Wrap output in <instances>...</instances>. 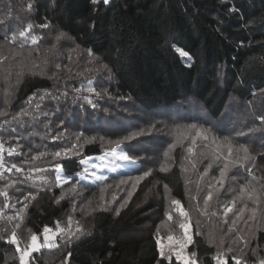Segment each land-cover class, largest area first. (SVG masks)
<instances>
[{
    "label": "trees",
    "instance_id": "16d2710c",
    "mask_svg": "<svg viewBox=\"0 0 264 264\" xmlns=\"http://www.w3.org/2000/svg\"><path fill=\"white\" fill-rule=\"evenodd\" d=\"M21 1L25 8L32 5L27 8V23L33 30L47 25L53 33L64 36L56 44L52 37L46 42L37 37L35 47L40 52L32 60L49 70L42 75L22 74L14 87V80L2 81V77L17 63L26 66L28 61L16 58L6 65L0 63V94L6 85L11 89L9 95L2 96L5 103L0 102V112H7L0 116V144L7 165L15 164L23 171L21 174L11 167L8 172L6 166L0 172V192L8 193L7 197L0 195V212L4 213L0 226L7 227V231L0 230V264H19L10 259L17 252L16 245L8 242L12 231H16L23 249L30 244L32 234L39 237L43 227H54L57 221L62 228L67 227L69 216L73 231L79 221L82 234L67 246L59 235L57 249L33 252L31 264H169L159 256L156 231L165 220L167 196L188 207L182 168L184 144L173 148L171 163L164 171L151 169L118 214L96 205L98 187L82 186L72 177L81 170V160L104 151L105 140L119 142L135 136L141 146L146 134L142 132L161 129L160 123L166 119L161 112L177 105L198 104L206 119L215 123V127L204 129H211L208 133L215 137H226V122L223 125L221 121L230 102H249L264 89V0H110L107 5L92 0ZM4 43L0 33V45ZM177 49L187 55L181 56ZM90 80H95L100 96L75 91ZM43 93L48 94L47 99ZM40 97L42 100H36ZM138 111L150 116L143 118ZM158 112L161 115L157 116ZM187 122L184 116L177 117L165 131ZM164 139L168 141L166 133ZM148 142L155 146L151 139ZM10 149L15 150L11 156ZM65 149L71 151L65 155ZM138 151L134 156L142 157L148 150ZM261 152L255 153L254 161L264 181ZM57 165L72 179L62 187L55 183ZM203 170H194V176ZM42 178H47V183H42ZM72 184L80 191L74 194L77 203L71 215L73 200L68 193H72L67 188ZM260 184L264 193V182ZM144 187L149 195L136 204ZM232 192L230 198L236 200L239 193ZM62 193L65 198L56 201ZM215 200L207 204V215L201 214L205 205L195 204L198 209L192 215L191 231L194 234L196 222L204 220L201 233L212 229L211 213L215 212V241L219 243L210 245L208 238L194 235L188 251L197 252L198 264H216L213 257L217 252L225 253L227 264H234V250L226 251L233 235L228 233V242L224 239L221 244L220 230L235 220L238 206L235 202L232 211L220 220L225 207L232 203L215 205L219 202ZM17 214L21 221L7 222V217ZM17 222L20 227L13 228ZM178 231L180 234L182 230L178 227ZM250 239L260 250L264 247V231L254 229ZM171 264H177L175 257Z\"/></svg>",
    "mask_w": 264,
    "mask_h": 264
},
{
    "label": "rangeland",
    "instance_id": "374dc122",
    "mask_svg": "<svg viewBox=\"0 0 264 264\" xmlns=\"http://www.w3.org/2000/svg\"><path fill=\"white\" fill-rule=\"evenodd\" d=\"M100 1L103 0H98V2ZM27 17L28 11L27 8L22 6V1L0 0V33L2 35L5 36L6 33H9L11 31H17L18 29L23 30L24 28H26V26L28 25ZM32 35H35L36 37L41 36V42H46L51 37L53 38L52 41L54 42V44L58 43L59 41L56 39V37L59 35V32L57 31L56 33H53V29L50 26L40 27L36 30L32 29ZM0 46H2L4 55L8 57V59L3 61L4 65L11 63L15 51H17L18 49L14 45H9L8 43L6 44V42L4 44H1ZM32 47L34 49L36 48L35 46ZM36 53L38 52L34 50L32 51V54L29 55L28 52L25 51L21 56L16 57L19 59V61H28L27 65L23 67L22 74L42 75L47 70H49V67L45 66L42 63L41 65H39L40 63H37L39 65V68H32L33 62L37 61L36 59L32 60V58L35 57L34 55ZM10 70L12 72L10 81L11 79L12 81L14 80L13 85L11 86L14 87L18 79L16 75L18 69L16 66H13L10 68ZM105 74L109 75V73ZM4 79L5 76L2 77V81ZM90 82L91 85L96 88L95 80H90L87 83L80 84L78 88L86 89L89 86ZM8 86L9 85L4 86L2 89L3 91L0 94V102H2V104L5 103V100L2 99V96L5 97V91L7 90V92L10 94L11 89H9ZM65 88H69V85ZM85 92L93 96H100L88 91ZM42 95L44 96V99L48 98V94L43 93ZM41 97L37 98L36 100H42ZM118 101L121 102L120 100ZM102 102L104 101L102 100ZM185 106L177 105L174 108L163 110L161 113L166 117V119L160 123L161 129L143 131L142 134L145 132L146 134L142 138L143 144L141 146H138V142L140 141H138L135 136L129 139H122L119 142L110 139L105 140L103 142L104 151L100 155L89 156L81 160V170L77 172L72 178H74V181L82 184V186L98 187L100 191V199L99 202L96 203V205L98 207L104 208L106 211L117 214L120 210L126 207L128 202L134 195L138 184L148 176H145L144 173L149 171L151 172L152 168L153 170L162 168L166 169L171 163L170 158L173 152V147H171V145L177 146L179 143H182L185 146L182 168L185 172L186 182L188 186V207H184L183 209L189 213L192 220V215L196 214L198 209L197 207L195 208V204L197 206L205 205L204 201L209 192H211L212 194L211 200H215L216 198L219 201L216 202L215 205H218V203H223V205L226 206V204L235 201L238 206L237 210L244 208L245 210L240 219H236L235 217V225L232 224V221L234 220L232 219L229 226L220 231L222 232L221 236L223 237H225L228 233H232L235 242H229V247L234 250V254H236V256L242 257L243 261L247 260L249 264H252V261L264 258V247L260 250L259 247H256L257 245H255L252 239H250L251 232H253L254 229L264 231V209H262L264 208V193L261 192L262 186L260 184L264 181L262 180L263 178L261 177V172H259L260 168L258 166V163L255 164L254 161L255 153L259 151H262L261 153H264V121L260 119L261 117H264V89L249 102L238 103L236 101H232L228 105L224 118L221 122L223 125V121L225 120L226 122V130L224 134H226V137L230 138V142L233 147V156L231 157L228 156L229 140H225V137H215L207 133L208 140H204L202 137L195 136L196 131L200 127L213 128L215 127V123L206 119L207 117L201 111V108L198 104H189ZM107 112V110H104V113ZM138 113L139 116H142L143 118L150 116L142 114L140 111H138ZM161 113L158 112L157 116L161 115ZM181 116L187 118L190 123H183L178 129H166L165 131V128L168 125H171V120ZM123 122L128 124L131 123L130 121L128 122L125 120H123ZM192 124H196L198 128H191L190 125ZM165 133L168 141L166 139H164L163 141ZM214 137L217 139H215V142L213 143ZM148 139L154 141L155 146L152 145L150 147ZM193 139H195V143H193ZM197 142L200 144V146L198 147L195 146L197 145ZM241 143L247 144L249 148L250 158L247 160L243 159L244 153L238 148V145ZM190 148L191 151H189ZM121 150H124L125 152L128 151L127 153L135 158V163L122 161L114 157L113 153L119 152ZM136 150H139L138 152H142V150L148 151L144 156L136 157L133 153ZM2 155L4 168H0V172L4 171L7 168L6 166H8L6 163L5 154L3 153ZM237 156H239L240 159H237ZM146 162H149L150 165H145ZM225 164L228 165L227 169H225ZM92 165H96V167L93 168ZM84 167H88V174H85L83 172ZM200 168L204 169L203 173L194 176L193 171ZM8 169H12L11 166H8ZM140 169H142V172L136 173L137 171H140ZM205 169H207L206 174ZM249 169H251V173L249 172ZM221 170L225 171V176L223 178V183L218 184L217 179L220 177ZM244 172L245 174H243ZM20 173L22 174L23 171H20ZM29 175H32V172ZM56 175L57 171L55 172L54 177H56ZM96 175L106 176L107 179L104 181H98L95 179ZM252 175H255L258 179L253 180ZM138 177L140 179H137ZM0 179H3L1 175ZM70 179L71 177L69 178V181L72 180ZM108 179H110V182H107ZM35 180L39 181V179ZM252 187L256 189V193L260 196L259 209L254 220L248 219L251 216V207L255 206L253 204V201L249 199L247 191V189H250ZM67 189L72 193L70 194L67 192L69 197H71V199L73 200L71 212L72 215L74 213L75 204L77 203V200L74 198V194H77L78 192L76 191L80 190H78L76 186L75 188L71 187V185L68 186ZM241 189L246 190L241 191ZM233 190H236L239 193L236 197V200L230 198L234 194L232 192ZM147 195H149L148 189L144 187L142 193L140 194V197L138 198V201H135V203H142L143 200L146 199ZM65 196L66 195L62 193L60 197L56 198V201H61L62 198H65ZM228 198H230L231 200H227ZM172 200L174 199L170 196L166 197L167 211L165 220L158 226V228L161 229L162 236H166V233L169 231L167 225L174 226V228L172 229L174 235H178L179 233L178 225L181 218L179 216L177 207L175 205H172ZM210 201H208V203ZM246 205L248 207H245ZM168 214H171L173 217L171 221L168 220ZM85 217H87V215H85ZM222 218L223 219L220 220H224L226 216L222 215ZM206 221L207 220H204L203 223L200 224V230L205 227L204 225ZM211 221L212 223L210 226L212 229L202 233V235L208 239V233H213L217 238L216 228L214 224L215 222L217 223V218L215 216H212ZM230 228L232 229L231 232L228 231ZM81 234L82 232L77 233L71 238V240H69L65 234H61L60 240L67 246L68 242H73ZM132 235L134 234H131V236ZM135 236H138V234L136 233ZM238 236L248 239L250 241V247L243 248L242 241L236 239V237ZM223 239H226V243L229 240L227 237ZM164 242L167 243L166 239ZM218 243L219 242L215 241L214 245H217ZM66 246L64 247V249L66 248ZM242 248L243 252L241 251ZM253 250L255 251L256 255L253 254ZM172 257L175 256L173 255ZM13 258H15L16 261L20 264V259L18 258L17 252L16 255L15 253L14 255H11L10 259ZM31 259V257L27 258V264H31Z\"/></svg>",
    "mask_w": 264,
    "mask_h": 264
},
{
    "label": "snow or ice",
    "instance_id": "6c2138e0",
    "mask_svg": "<svg viewBox=\"0 0 264 264\" xmlns=\"http://www.w3.org/2000/svg\"><path fill=\"white\" fill-rule=\"evenodd\" d=\"M93 3H97L98 0H92ZM103 3L105 5L110 3V0H103ZM32 7L31 3H29L27 5V8L30 10ZM42 27H47V25H43ZM32 31V25L28 24L26 26V28H24L23 30H18V31H11L9 33H6L4 36V41L6 43H8L9 45H16V48L18 49L17 51H15L14 55H13V59H16L17 56H21L25 51L28 52L29 55L32 54V51H39L38 47L37 48H33L32 46H37L39 43L38 38L35 35H30ZM64 36V33H60L56 39L60 40L62 37ZM29 41H30V45H29ZM53 47H55V45H53ZM177 51L180 52L181 56H186L187 53L184 52L183 50L177 49ZM89 56H92V52L89 51ZM8 59L7 56L4 55L3 51H2V46H0V63H3L4 60ZM190 66V65H189ZM18 71L16 72L17 77H19L20 75H22L23 73V65L20 63H17L16 65ZM105 69H107V65L103 66ZM32 68H39V65L35 62H33L32 64ZM57 69L61 68L60 64L56 65ZM12 75L11 70H9L7 72V75L5 77V79H9ZM52 75L54 76L55 73H52ZM75 91L80 92V91H88L90 93H95L96 95H99V93L96 91V88L93 87L91 85V82L89 83V86L86 89H75ZM9 95V93L7 91H5V96ZM65 95H67V93H65ZM87 99V98H85ZM88 103L92 104L93 107H95V104H93V101L91 99H88ZM7 115V112H0V116H5ZM14 119L16 117H13ZM262 121H264V117L260 118ZM191 128L193 129H197L198 126L196 124H192L190 125ZM211 129H204L202 127H200L196 133L195 136L196 137H202L204 140H208V135L207 133L210 132ZM243 134V133H241ZM79 135H77V140H79ZM92 140H95V137L91 138ZM215 139L217 138H213V143L215 142ZM225 140H229V145H228V156L231 157L233 156V147L231 145L230 142V138L225 137ZM193 143H195V139H193ZM73 147H75V145H73ZM171 147H175V145H171ZM239 150H241L244 153L243 159L247 160L250 158V153H249V148L247 146V144L245 143H241L238 145ZM15 150L14 149H10L8 151V155L11 156L13 154ZM71 151V149H65L64 150V154L67 155V153ZM189 151H191V149H189ZM3 144H0V168H4V164H3ZM55 155L57 157L61 156V152H56ZM114 157L122 160V161H128V162H132L135 163V158L130 156L127 152H125L124 150H121L119 152H114L113 153ZM167 155V154H166ZM33 159H35V157H33ZM237 159H240L239 156H237ZM13 169H15L17 172L22 171V169L18 168L17 165L13 164L11 166ZM93 168L96 167V165H92ZM228 165L225 164V169H227ZM60 168L61 166L57 165L56 166V171H57V175L55 177L57 185L58 186H63V184H68L70 183L69 178L66 176H62L60 174ZM11 169H8V171H10ZM40 171H44V169H39ZM162 171H164L165 169H161ZM83 172L85 174L89 173V169L88 167H84L83 168ZM249 172L251 173V169H249ZM207 173V169H205V174ZM150 174L149 172H145L144 175L147 176ZM225 176V171L221 170L220 172V177L217 179V183L218 184H222L223 183V178ZM95 179L98 181H104L107 179L106 176L103 175H96ZM137 179H140L139 177ZM252 179L253 180H257L258 178L255 175H252ZM42 183H47V178H42L41 180ZM71 187L75 188V185L72 184ZM167 187V186H165ZM246 189H241V191H245ZM248 191V196L249 199L253 201V204L255 206L251 207L250 211H251V216L248 218L250 220H254L256 217V213L259 209V203H260V196L256 193V189L254 187L247 189ZM0 195H3L5 197L8 196L7 192H0ZM32 193H29V196H32ZM28 197H25V199H27ZM212 199V194L211 192L208 193L204 204L205 207L201 210V214L202 215H207L208 211H207V204L208 201H210ZM90 203V202H89ZM172 205H175L179 211V216H180V221H179V229H181V233L178 235H174L172 229L174 228L173 225H167L169 231L166 233V236H162L161 235V229L157 228L156 231V244L158 246V251H159V256L161 259L163 260H167L169 261V264H171V260H172V256L174 255L177 261V264H198V260H197V252L196 251H188L190 245H192L194 243V235L195 236H200L202 235L201 231H200V224L199 221L196 222L195 224V231L194 234L191 231V229L193 228L192 222H191V217L189 215V213L187 211H185L182 207V205L180 204V201L178 200H172L171 201ZM235 201L232 202L231 206H226L224 209V216H227V214L229 212L232 211V206H234ZM26 207V205H25ZM245 207H248L247 205ZM244 208H241L238 210L237 214H236V219H240V217L243 215L244 212ZM118 214V213H117ZM212 216H215L216 213L213 212L211 213ZM4 218V213L0 212V219ZM16 221H21L22 217L19 216V214H17L15 217L9 216L7 217V222L11 223L13 220ZM173 219L171 214H168V220L171 221ZM225 223H228V221H225ZM232 224L235 225V220L232 221ZM73 220L72 217L69 216L68 217V224L67 227L62 228L60 226V222L57 221L56 222V226L54 229L49 228L47 226H45L43 232H44V243L43 245L40 244L39 242V237L36 234H32L30 237V244H28L25 248H21L20 247V239L17 236L16 231H12L10 237L8 238V242L11 244L16 245V251L20 253V264H27V258L31 257L32 252L38 251L40 247L42 246H47L49 248H52L53 246H57L58 245H54L53 243H50V241H54L56 239V236H59L61 234H65L67 236V238L69 240H71V238L73 236H75L77 233H80L83 231L82 227L79 224V221H76V227L75 230L73 231ZM20 227V223H14L13 224V228H19ZM0 230L3 231H7V227L6 225L4 226H0ZM229 232L232 231V229L230 228L228 230ZM208 237H209V244L210 245H214L215 243V235L213 233H208ZM167 241V243H165L164 241ZM237 240H241L243 243V248H249L250 247V241L244 237H236ZM235 242V241H233ZM220 243L223 244L224 243V239L223 237L220 240ZM243 248L241 249V251L243 252ZM227 252H232L233 249L231 247H228ZM253 254L256 255L255 251L253 250ZM70 255V254H69ZM213 259L216 261V264H227V259L225 258V253L224 252H217V254L213 257ZM232 260L234 262V264H242V257H232ZM243 264H249V262L247 260L243 261ZM252 264H264V258H261L259 260L256 261H252Z\"/></svg>",
    "mask_w": 264,
    "mask_h": 264
},
{
    "label": "built area",
    "instance_id": "2783aa9c",
    "mask_svg": "<svg viewBox=\"0 0 264 264\" xmlns=\"http://www.w3.org/2000/svg\"><path fill=\"white\" fill-rule=\"evenodd\" d=\"M55 226L54 227H49V228L54 229ZM44 228L45 227H43L41 229L40 234H39V242H40L41 245H43V243H44V232H43ZM58 237L59 236H56V239L54 241H50V243H53L54 245H58L59 244ZM56 249H57V246H53L52 248H49L47 246H42V247L39 248V250H45V251H53V250H56ZM17 255H18V257H20V253L19 252H18Z\"/></svg>",
    "mask_w": 264,
    "mask_h": 264
},
{
    "label": "crops",
    "instance_id": "0c3cea01",
    "mask_svg": "<svg viewBox=\"0 0 264 264\" xmlns=\"http://www.w3.org/2000/svg\"><path fill=\"white\" fill-rule=\"evenodd\" d=\"M60 173H61V171H60ZM62 174V173H61ZM63 175V174H62ZM63 176H65V175H63ZM67 177V176H66ZM69 178V177H68Z\"/></svg>",
    "mask_w": 264,
    "mask_h": 264
}]
</instances>
